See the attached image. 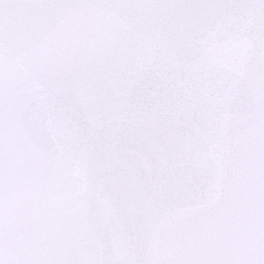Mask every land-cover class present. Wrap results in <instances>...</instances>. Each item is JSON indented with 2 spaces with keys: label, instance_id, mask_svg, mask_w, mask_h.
Instances as JSON below:
<instances>
[{
  "label": "snow or ice",
  "instance_id": "6c2138e0",
  "mask_svg": "<svg viewBox=\"0 0 264 264\" xmlns=\"http://www.w3.org/2000/svg\"><path fill=\"white\" fill-rule=\"evenodd\" d=\"M0 264H264V0H0Z\"/></svg>",
  "mask_w": 264,
  "mask_h": 264
}]
</instances>
